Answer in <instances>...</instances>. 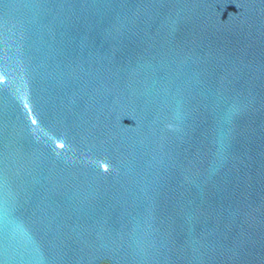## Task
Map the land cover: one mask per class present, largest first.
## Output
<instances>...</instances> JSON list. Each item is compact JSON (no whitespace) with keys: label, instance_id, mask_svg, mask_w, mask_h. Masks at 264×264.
Returning a JSON list of instances; mask_svg holds the SVG:
<instances>
[{"label":"water","instance_id":"obj_1","mask_svg":"<svg viewBox=\"0 0 264 264\" xmlns=\"http://www.w3.org/2000/svg\"><path fill=\"white\" fill-rule=\"evenodd\" d=\"M0 264H264V0H0Z\"/></svg>","mask_w":264,"mask_h":264}]
</instances>
